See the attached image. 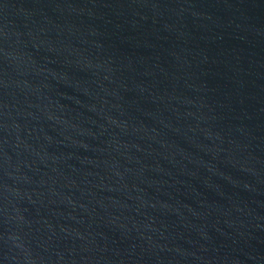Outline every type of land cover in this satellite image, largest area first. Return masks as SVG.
<instances>
[{
	"label": "water",
	"instance_id": "obj_1",
	"mask_svg": "<svg viewBox=\"0 0 264 264\" xmlns=\"http://www.w3.org/2000/svg\"><path fill=\"white\" fill-rule=\"evenodd\" d=\"M0 264H264V0H0Z\"/></svg>",
	"mask_w": 264,
	"mask_h": 264
}]
</instances>
